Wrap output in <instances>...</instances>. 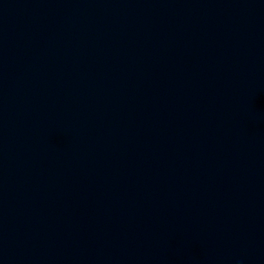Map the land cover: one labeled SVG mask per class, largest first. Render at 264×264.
<instances>
[{
	"label": "water",
	"instance_id": "1",
	"mask_svg": "<svg viewBox=\"0 0 264 264\" xmlns=\"http://www.w3.org/2000/svg\"><path fill=\"white\" fill-rule=\"evenodd\" d=\"M0 264H264V0H0Z\"/></svg>",
	"mask_w": 264,
	"mask_h": 264
}]
</instances>
